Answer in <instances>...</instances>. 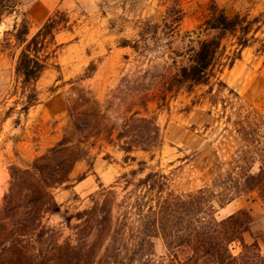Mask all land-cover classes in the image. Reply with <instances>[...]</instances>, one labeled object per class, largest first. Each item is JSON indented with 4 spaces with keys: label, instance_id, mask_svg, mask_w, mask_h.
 Listing matches in <instances>:
<instances>
[{
    "label": "rangeland",
    "instance_id": "rangeland-1",
    "mask_svg": "<svg viewBox=\"0 0 264 264\" xmlns=\"http://www.w3.org/2000/svg\"><path fill=\"white\" fill-rule=\"evenodd\" d=\"M43 1L48 0H0V203L10 168L29 167L62 139L73 88L89 92L103 111L110 112L111 123L116 116L130 117L137 111L155 117L163 146L150 161L143 152L126 159L117 145L97 141L89 158L76 166L72 186L55 191L61 210L50 217L51 225L65 222L88 204L99 185L114 184L140 161L173 172L174 189L180 193L207 185L219 192L261 174L264 52L259 50L264 23L256 36L260 41L243 50L233 67L217 73L213 90L203 86L192 94L181 91L164 99L163 88L175 71L166 51L184 53L195 46L187 34L197 30L214 6L229 16H261L264 22V0H52L60 5L49 16L60 10L65 17L56 19L54 37H47V69L38 81L25 83L17 73L23 47L16 44L15 28L28 21L30 41L47 21L37 23L33 16ZM231 43L224 41L227 54L234 50ZM134 46L151 52L140 57ZM178 61L186 64V58ZM81 177L84 180L77 182ZM256 185L243 186L244 192L223 208L217 206L216 213L222 221L240 210L249 212L254 221L244 235L248 244L264 235V202ZM230 250L239 256L241 244L233 243ZM155 253L158 258L169 255L161 239L155 241Z\"/></svg>",
    "mask_w": 264,
    "mask_h": 264
},
{
    "label": "trees",
    "instance_id": "trees-1",
    "mask_svg": "<svg viewBox=\"0 0 264 264\" xmlns=\"http://www.w3.org/2000/svg\"><path fill=\"white\" fill-rule=\"evenodd\" d=\"M58 17L65 14L56 10L30 41L28 21L15 28L16 44L23 47L17 73L25 83L38 81L47 69L43 53L48 35L54 37L57 30ZM263 23L261 16H229L214 6L197 30L187 34L195 46L184 53L166 51L175 71L163 88L164 99L181 91L192 94L203 86L213 90L217 73L233 67L243 50L260 41L256 36ZM228 39L234 47L229 54L224 46ZM260 42L259 51L264 52V41ZM133 49L140 57L151 52ZM179 58H186V64L180 65ZM68 100L69 122L62 139L29 167L10 168L0 203V264H264L259 242L264 246V235L253 238L251 244L244 239L254 221L249 212L240 210L222 221L216 218L217 206L235 201L251 182L259 184L264 202V166L260 175L248 177L245 184L237 181L231 189L218 192L214 185H207L180 193L174 189L173 172L167 174L140 161L114 184L99 185L88 204L65 222L49 224L50 217L61 210L55 191L72 186L76 166L89 158L97 141L117 145L126 159L143 152L150 155V161L163 146L155 117L137 111L130 117L116 116L111 123L110 112L103 111L84 89H71ZM157 239L164 243L168 258L156 256ZM233 243L241 244L239 256L230 250Z\"/></svg>",
    "mask_w": 264,
    "mask_h": 264
},
{
    "label": "crops",
    "instance_id": "crops-1",
    "mask_svg": "<svg viewBox=\"0 0 264 264\" xmlns=\"http://www.w3.org/2000/svg\"><path fill=\"white\" fill-rule=\"evenodd\" d=\"M59 2L48 0V1H43V3H39V5H38L39 10H38V12L34 13V15H33L34 20L37 23H40V22H43L46 19H48L49 18V12L51 10L55 9L56 7H58L60 5Z\"/></svg>",
    "mask_w": 264,
    "mask_h": 264
}]
</instances>
